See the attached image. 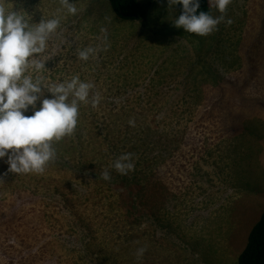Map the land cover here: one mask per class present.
<instances>
[{"label": "rangeland", "instance_id": "obj_1", "mask_svg": "<svg viewBox=\"0 0 264 264\" xmlns=\"http://www.w3.org/2000/svg\"><path fill=\"white\" fill-rule=\"evenodd\" d=\"M141 1L145 23L107 0L70 16L59 0H0L34 23L63 16L45 84L78 75L99 97L80 105L50 161L61 165L0 169V264H238L264 211V0H230L205 36L174 26L181 5ZM89 46L100 50L79 60ZM123 153L126 175L110 167Z\"/></svg>", "mask_w": 264, "mask_h": 264}, {"label": "clouds", "instance_id": "obj_2", "mask_svg": "<svg viewBox=\"0 0 264 264\" xmlns=\"http://www.w3.org/2000/svg\"><path fill=\"white\" fill-rule=\"evenodd\" d=\"M67 15H75L77 7L71 0H59ZM169 7L181 5L182 11L172 20L175 27L200 36L216 30L224 21L223 13L230 0H208L210 7L221 13L213 17L208 12L198 11L199 0H157ZM63 16L41 17L38 23L23 9L14 10L0 2V159L6 157L8 171L15 174L45 171L46 165L55 160L53 142L71 135L77 126L79 107L91 103L95 107L98 96L89 99L91 82L82 81L78 75L45 84L44 61L49 40L60 27ZM226 23L231 24V20ZM101 32H105L102 28ZM104 40H107L105 34ZM107 47V44H104ZM100 50L97 47L77 49V58L87 61ZM42 85L46 86L51 98H43ZM39 101V106L37 102ZM31 111V115L25 113ZM134 126V121L129 120ZM132 153L118 156L111 168L121 175L133 170ZM105 181L110 179L108 169L101 172ZM146 249H136L137 258Z\"/></svg>", "mask_w": 264, "mask_h": 264}, {"label": "trees", "instance_id": "obj_3", "mask_svg": "<svg viewBox=\"0 0 264 264\" xmlns=\"http://www.w3.org/2000/svg\"><path fill=\"white\" fill-rule=\"evenodd\" d=\"M80 0H71L72 3ZM111 10L115 14V17L119 20H139L141 23L146 22L150 16L151 4H145L141 0H107ZM182 7L180 9V13ZM198 11H205L211 15L212 9L208 4V0H199ZM45 73V72H43ZM39 104V101H38ZM26 115H31V111L27 112ZM65 138L63 137L60 141L53 142V147L57 152V147H65ZM63 142V143H60ZM0 169H4L7 174H12L8 171L6 164V157L0 159ZM53 165H61L60 163L49 162L45 168H50ZM13 175V174H12ZM238 264H264V211L260 219L252 227L245 248L239 255Z\"/></svg>", "mask_w": 264, "mask_h": 264}, {"label": "bare ground", "instance_id": "obj_4", "mask_svg": "<svg viewBox=\"0 0 264 264\" xmlns=\"http://www.w3.org/2000/svg\"><path fill=\"white\" fill-rule=\"evenodd\" d=\"M169 23V22H168ZM219 40V39H218ZM208 42V41H207ZM72 178V177H71ZM78 185V184H77ZM76 188V187H75ZM73 194V193H72ZM67 199V198H66ZM218 231V230H217Z\"/></svg>", "mask_w": 264, "mask_h": 264}]
</instances>
